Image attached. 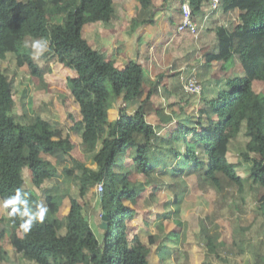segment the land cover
<instances>
[{
	"label": "trees",
	"instance_id": "trees-1",
	"mask_svg": "<svg viewBox=\"0 0 264 264\" xmlns=\"http://www.w3.org/2000/svg\"><path fill=\"white\" fill-rule=\"evenodd\" d=\"M139 1L142 12L149 11L141 21L153 24L154 0ZM189 2L195 16L212 0ZM115 7L116 0H0V60L12 55L20 67L40 75L31 44L46 39L43 57L75 71L68 88L80 117L70 130L80 133L84 144V157H76L70 134L34 108L32 116L25 112L24 119L16 120L13 84L0 65V200L5 206L0 241L7 237L9 243L5 251L0 249V264H157L162 245L156 237L165 232V218L172 222L167 237L175 233L178 242L189 243L180 194L203 183L229 198L252 179L251 194L264 219V0H219L208 17L197 20L217 38V45L204 52L205 65L223 72L203 82L200 104L185 90L179 72H166L174 86L170 93V87L160 85L163 73L149 87L137 60L120 69L90 43L84 25L111 21ZM230 11H237V20H222ZM160 88L176 101L153 110ZM135 101L138 105L130 111ZM176 103L181 111L177 126L161 134L149 115L168 112L169 123ZM242 138L237 152L241 161L251 163L248 179L238 172L240 162L227 156ZM70 160L72 166L64 165ZM60 167L72 187L58 179ZM25 168L31 187L25 185ZM166 177L172 180L174 200L169 213L158 214L156 231L137 203L144 196L150 202L158 196L162 208ZM52 179L55 183L48 186ZM190 181L189 189L179 188ZM100 183L103 191L90 200L99 204L101 222L103 212L108 214L103 239L84 213L86 196ZM242 231L246 237L234 243L237 253L250 250L253 264H264V237L256 240L244 226ZM202 243L208 256L220 257L223 242L219 246L206 233Z\"/></svg>",
	"mask_w": 264,
	"mask_h": 264
},
{
	"label": "crops",
	"instance_id": "crops-1",
	"mask_svg": "<svg viewBox=\"0 0 264 264\" xmlns=\"http://www.w3.org/2000/svg\"><path fill=\"white\" fill-rule=\"evenodd\" d=\"M169 1L174 2L175 0ZM169 1L164 0L163 3H161L160 0H154L153 4L150 7V9H153V11L155 12L153 16L154 23L148 24L141 21L145 16L149 17V11L147 10L146 15L142 12V6L139 0H116L115 12L111 21L98 22L92 25V28H94V30L99 31V39L95 38V40L93 41L94 47L103 51L107 57L113 59L115 65L120 69L124 68L125 63L128 60H137L144 67V73L147 78L149 87L151 83L156 82V80L159 79V75L163 73L161 75H164V78L160 85H166L170 87V89H168L169 93L174 90V86H172V80L168 77V73H170L171 71L169 70L170 72L166 73L168 71V68L162 66V63L160 61L161 58H159V56L166 49L167 43H171L175 40L179 41V45L181 43L183 47L182 52L188 49V53L190 55L187 56V54H185L184 56H182L184 57V60L192 59L190 61H193V53L195 52V48H198L200 50V56L202 59L200 72L204 75V78L208 79L210 77H221L223 75V72L217 71L216 66L208 67L207 65H205L204 52L208 49L212 50V48L217 45V38L215 37L214 32H207L204 28L197 40L195 39L194 35L189 32H179L177 26L181 17L182 0L179 1V4H169ZM120 4H123L121 7V16L120 12H118ZM132 6L135 8L134 10L129 9V7ZM205 15H210L209 4L206 5L202 13L195 16L197 20L201 21V19H203ZM237 15V11H230L222 20H227V22L236 21ZM118 24H123V28L127 31V33H123L122 39H119V35H114L113 33V29H116ZM188 37H192L193 40L190 44H188ZM102 38L106 39L107 41L106 47L104 46ZM96 43H98L100 47H97ZM182 52L179 51L178 54H182ZM167 59H170V61H174L176 60V56H171ZM174 96V94L170 95L165 93V88H160L158 96L154 100L155 107H152V109L154 110L155 108L156 110L159 107H167V105L173 100L176 101V98H174ZM196 99L198 102L197 97ZM131 104L135 105L137 103L133 102ZM131 104L129 106H131ZM174 109L175 112L172 116L170 115L172 117V120L169 123L165 122V118L167 117V115H169L168 112L164 111L163 113H158L155 111L150 113L149 120L155 125H160L159 130L161 134H166L169 131H173V129L177 126L178 118L181 115L179 103H176ZM162 124L165 125L162 126ZM243 141H245L243 138L237 139L233 145L234 150L237 151L238 146H241ZM231 153H233L232 149L228 152L227 156ZM235 159L236 160H234V162H240V164L238 165L239 170H241L238 171L239 174L248 179L251 163L241 161L240 155H237V153ZM251 181L252 179L249 178L245 184L246 188L243 192H238L235 196L229 198H223L216 192V190H212L215 193L217 200L220 203L224 204L223 213H219V216L222 217L224 215L225 218L223 219H226L228 217L227 220L222 219L213 222V220L209 216L208 201L202 193V191L207 188V183L199 184L198 186H195L196 188L194 187L196 193L200 194L201 192L202 196L199 195L200 199L195 200L193 205H187L188 196L186 193L180 194L184 202L181 210L182 216L180 215L181 219L186 220L187 222L192 220V216H194V221L191 224L192 226H194V228L187 230L188 240L193 244L196 242L195 245L197 246L204 245V243H202L203 234L209 233L210 235H212L213 240L218 245L221 242L224 243V245L221 247H224L227 244H231V247L235 248L234 243L236 242V240L238 238L246 237L244 235V232L242 231V226L250 229L251 234L256 238V240H259V238L262 236L264 237V229H262V226L264 225V219H262L263 217L260 214L259 208H256V206L258 205L256 195L254 194L252 196L251 194ZM191 183L192 182L190 181L187 185L182 184L181 186H179V188L186 187L187 189H189V187H192L190 186ZM164 192H162V194L166 195V202H169L172 210L171 202H173L174 200V194L172 189L170 188V183H168V188H164ZM162 210L165 213V208H163ZM232 211H235L234 218L230 216L232 214ZM229 217L232 220L229 219ZM174 218L175 217L173 215L172 219L170 220H173ZM201 220H206V222H208L209 220V227L212 229H200L198 223ZM169 224L172 225V222H169ZM226 234L227 236L231 235V240H226L228 239ZM190 251L199 253V249H197L196 246ZM201 251L203 252V250Z\"/></svg>",
	"mask_w": 264,
	"mask_h": 264
},
{
	"label": "rangeland",
	"instance_id": "rangeland-1",
	"mask_svg": "<svg viewBox=\"0 0 264 264\" xmlns=\"http://www.w3.org/2000/svg\"><path fill=\"white\" fill-rule=\"evenodd\" d=\"M163 3L164 0H160ZM180 0L169 1V4H179ZM123 4L119 5L118 12H120V16L122 15V7ZM136 5V3H135ZM130 10H134L135 8L129 7ZM121 21V20H120ZM92 24H85L84 25V36L89 39L90 43L94 45L95 38L99 39L98 30H94L92 28ZM178 27V26H177ZM114 35H119V39H122L123 33H127L126 29L123 28V24H118L116 29H113ZM190 44L193 40L192 37H188ZM104 46H107L106 39L102 38ZM31 43V41H28ZM195 44V43H194ZM97 47H100L98 43H96ZM183 51V47L179 41L175 40L171 43H167L166 49L161 53L159 56L160 61L163 67H167L168 70L171 72H179V74L187 69H195L199 82L203 85L206 78L200 72V67L202 63V59L200 56V50L195 48V52L193 53V61L184 60L185 54L189 56L188 49L184 50L182 54H178ZM44 54V53H43ZM43 54L40 55L38 58H35L37 64L41 68V74L36 75L32 74L31 70L27 66L20 67L14 58V56L9 55V57L5 60H0V65L4 69V71L10 76V79L13 84L14 90V106L12 110V114L16 120H22L25 118V112L29 113L32 116L31 108H34L35 111H39L45 118L49 121L53 122L55 125L63 127L67 133L70 134L71 139L75 144H77V151L74 154L76 157L83 158L84 157V144L81 140L80 133L70 130L71 126L74 124L75 119L80 117L79 105L75 101L73 95L71 94L68 84L69 78L75 75V71L66 65H62L61 63L54 61V60H46L43 57ZM178 54V55H177ZM176 56V60L170 61L167 59L168 57ZM163 59V61H162ZM190 61V62H188ZM199 71V72H198ZM136 102V101H135ZM137 104L129 106L130 111H134L138 105ZM233 148V147H232ZM240 146H238V149ZM231 154L228 155V159L230 161L236 160V153L238 152L232 149ZM55 163H58L56 159L53 158ZM73 161H67L64 165L72 166ZM63 166V165H62ZM60 167V175L58 176L59 180L66 184L69 187H72V183L68 178V175L61 169ZM238 171L239 170L238 168ZM25 175V185L27 187L32 186V182L29 179V169H24ZM167 180V181H166ZM166 183H171L172 180L170 177L164 179ZM55 183V179H52L48 183V186H51ZM214 190L212 187H207L205 190L202 191L204 196L208 201V210L209 216L216 222V220H222L225 218L223 215L222 217L219 216V213H223L224 204L220 203L215 193L212 191ZM98 186L92 189L86 199L88 200L86 205V210H84L86 218L90 221V224L97 232L100 239H103L105 236L104 227H101V216H100V208L99 204L92 202L90 200V196L93 193H97ZM196 193L194 187L191 188L190 194L187 196V205H193L194 201L200 199L199 195ZM157 199V200H156ZM179 207H183L184 202L182 196H180V201L178 203ZM138 209L144 215L145 219L149 220V226L152 227L153 230L159 231V227L156 225L160 224V219L158 218V214L162 213V209L165 208V212L169 213L171 210L169 202H166L164 206L161 208L160 199L157 196L150 202L146 196L142 197L137 203ZM5 211V206L2 200H0V215H2ZM66 209L62 208L61 215H64ZM235 212V211H234ZM233 211L230 215L232 218L235 217V213ZM165 214V213H164ZM162 215V214H161ZM172 217V216H171ZM227 217V216H226ZM171 219V218H170ZM226 219L223 220H227ZM229 219H231L229 217ZM169 219L165 218L163 223V231L158 234L156 237L157 243L162 245V248L159 250V254L157 255L156 262L157 264H253L254 258L253 254L250 250L246 253H237L236 248H232L231 244H227L224 247L219 248V256L212 254L208 256V248L204 245L197 246L195 245L196 242L193 244L189 241L183 244V239L180 238L179 242L175 238V233L171 236L167 237L166 229H169L172 225L169 224ZM232 220V219H231ZM194 221V216H192V220L185 222L184 227L189 229H193L192 222ZM200 229L204 228V230H208L210 221L206 222V220H201L198 223ZM212 229V228H210ZM227 236V234H226ZM228 240H231V235L227 236ZM183 245V248L181 244ZM8 238L0 241V249L5 251L8 248ZM196 246L199 249V253L191 252L194 247ZM154 248V247H153ZM203 250V252L201 251Z\"/></svg>",
	"mask_w": 264,
	"mask_h": 264
},
{
	"label": "built area",
	"instance_id": "built-area-1",
	"mask_svg": "<svg viewBox=\"0 0 264 264\" xmlns=\"http://www.w3.org/2000/svg\"><path fill=\"white\" fill-rule=\"evenodd\" d=\"M219 0H212L210 6V13L213 9L217 8ZM207 17V15L205 16ZM204 21L199 24L196 17L193 14L192 5L189 0H182L181 3V17L178 23V31L179 32H189L194 35L197 40L204 30ZM180 79L183 83L185 90L196 96L198 98V103L200 104L201 98L203 95L204 88L202 84L199 82L198 74L195 69H185L180 73ZM103 191L102 184H98V192L101 193Z\"/></svg>",
	"mask_w": 264,
	"mask_h": 264
},
{
	"label": "clouds",
	"instance_id": "clouds-1",
	"mask_svg": "<svg viewBox=\"0 0 264 264\" xmlns=\"http://www.w3.org/2000/svg\"><path fill=\"white\" fill-rule=\"evenodd\" d=\"M49 42L46 39L33 41L31 47L33 49L34 58H38L48 49Z\"/></svg>",
	"mask_w": 264,
	"mask_h": 264
},
{
	"label": "water",
	"instance_id": "water-1",
	"mask_svg": "<svg viewBox=\"0 0 264 264\" xmlns=\"http://www.w3.org/2000/svg\"><path fill=\"white\" fill-rule=\"evenodd\" d=\"M107 219H108V214L106 212H103L101 227H106L107 226Z\"/></svg>",
	"mask_w": 264,
	"mask_h": 264
}]
</instances>
